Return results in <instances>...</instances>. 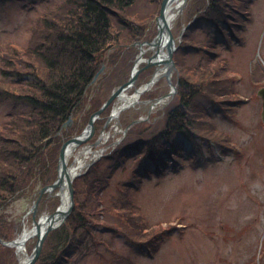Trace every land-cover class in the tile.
Returning a JSON list of instances; mask_svg holds the SVG:
<instances>
[{"label": "trees", "instance_id": "1", "mask_svg": "<svg viewBox=\"0 0 264 264\" xmlns=\"http://www.w3.org/2000/svg\"><path fill=\"white\" fill-rule=\"evenodd\" d=\"M13 1L22 0H0V5ZM135 1L63 0L38 14L24 45L0 46V102L12 100L28 106L11 112L0 122V264H18L15 248L3 242L15 238L21 230V223L10 221L1 210L18 191L28 190L36 196L39 188L55 180L63 141L80 133L105 101V83L111 76L123 82L127 79L138 51L137 46L127 45L155 35V28L149 29L148 25L157 12L141 19L126 14ZM251 1L188 0L173 28L175 36L183 27L185 30L173 55L179 73L173 75L177 93L165 108L162 126L136 141L120 142L74 179V209L63 225L48 234L34 264H86V257L91 255L101 264H131L109 242L97 237L98 227L113 237L123 236L141 254L155 256L171 227L148 224L131 190L138 188L145 177L160 176L169 166H180L184 147L172 139L178 132L195 147L190 156L203 154L198 139L210 151L213 145L235 150L230 137L215 128L200 98L219 105L236 122L228 108L243 99L237 97L235 77L228 74V61L219 49L226 45L231 50L235 41L245 42L241 29ZM202 24L219 35L208 42L195 40L194 30ZM110 44L122 46L108 55L102 53ZM191 50L201 51L202 58L187 63L183 55ZM102 64L106 66L104 73L91 85ZM149 71L141 73L137 85L147 79ZM249 76L253 84L264 80L259 63L251 68ZM109 110L95 121L96 132ZM70 117L73 122L63 127ZM129 160L139 166L132 170L130 181L116 185V192L110 194V178L117 170H126ZM58 202L57 196L47 198L44 194L39 213L53 211ZM31 247L27 246L29 252Z\"/></svg>", "mask_w": 264, "mask_h": 264}, {"label": "rangeland", "instance_id": "2", "mask_svg": "<svg viewBox=\"0 0 264 264\" xmlns=\"http://www.w3.org/2000/svg\"><path fill=\"white\" fill-rule=\"evenodd\" d=\"M162 1L136 0L126 14L141 19L157 12L148 25L153 29ZM61 2L63 0H22L0 5V46L7 43L24 45L30 35L29 27L38 14ZM176 24L177 19L171 23L172 27ZM194 32L195 40L202 42L219 35L206 24ZM241 34L245 43L235 41L231 50L226 45L219 49L222 58L228 61V74L235 77L237 97L243 99L228 108L236 122L227 117L222 107L205 97L200 98L215 128L230 137L235 150L213 145L210 151L207 144L198 139L203 154L190 156L189 152L195 147L182 132H178L172 139L184 147L180 166L177 169L169 166L165 174L145 177L138 188H132V197L140 205V212L148 224L162 222L165 229L172 226L154 257L141 254L123 236L113 237L109 231L98 227L97 237L109 242L131 264H264V122L261 120V99L256 95L257 89L264 86V80L253 84L249 76L255 63L264 70V0L250 2ZM120 46L115 45L113 49ZM132 46V43L127 45ZM183 56L187 63H194L202 58V52L191 50ZM122 82L111 76L105 83L107 97ZM169 88L167 78L162 76L150 91L159 96ZM128 94L132 95L131 92ZM90 96L87 93V98ZM145 100L147 98L140 95L139 102L123 112L126 119L115 124L118 128L111 123L114 126L109 129L110 137L105 144L130 143L162 126L163 108L160 109L159 104L148 114L149 103ZM173 101L170 99V103ZM27 108L23 102H0V122L11 112ZM136 116L143 122L129 128L126 135L122 133L126 122ZM109 149L111 147L104 153ZM137 166L139 163L129 160L126 170H117L110 178L108 192L115 193L116 185L130 181L132 170ZM33 201L28 190H20L1 211L10 221L27 226L31 221L28 213ZM27 243L31 247L33 239ZM99 248L103 250L104 245L100 244ZM86 264L101 262L91 255L86 257Z\"/></svg>", "mask_w": 264, "mask_h": 264}, {"label": "water", "instance_id": "3", "mask_svg": "<svg viewBox=\"0 0 264 264\" xmlns=\"http://www.w3.org/2000/svg\"><path fill=\"white\" fill-rule=\"evenodd\" d=\"M171 0H163L161 3V8L159 15L155 18V22L157 25V34L152 39V41H144V42H135V44H139L140 46V52L138 56L136 57L134 67L132 69V72L129 76V79L120 85L118 88L113 90L110 94V96L107 98V100L102 104V106L95 111L91 116L90 119L85 127V129L79 134L76 135L66 141H64L61 145V148L59 150V156H58V163H57V177L55 181L47 186H44L40 189V194L36 201L33 203V206L30 210L32 213V237H35V244L30 254H27V262L25 264H34L38 257L40 256L43 243L52 230L59 227L61 224L65 223L66 218L69 216V214L72 212L74 208V189L72 186L73 180L75 177H77L80 172L72 174L70 165L68 164V156L67 151L71 148L70 155L73 153L74 149L79 146L80 144L84 143L88 139H90L95 131L94 128V121L96 118L100 116V114L112 103V101L119 96L124 90L131 88L133 84L135 83L138 73L140 72V69L136 68V64L138 61L141 60V57L144 53L143 45L146 44L149 46V49H155V52L153 55L145 59L146 66L150 65H164L165 66V72L163 75H165L167 78H169L171 72L175 70V66L173 63V52L176 49L175 46V39L173 37L172 31H171V24L169 19L165 16V7ZM187 4V0H182L181 6L178 9L177 13H181L184 7ZM165 48L166 49V55H164L162 58H158L159 53L161 50ZM104 69V65L101 67V69L96 73V75L93 78L92 83L96 80L100 72H102ZM150 85V82L146 84L143 90H146L148 86ZM172 85V84H171ZM142 89H138L137 93H142ZM176 92V87L172 85V90L169 92V96H172ZM257 94L262 98V112L261 116L264 120V87L258 90ZM114 115L111 113L105 123V126L109 122L111 118H113ZM117 118V116H115ZM135 120L134 122H136ZM71 122V118L68 119V121L64 124L65 126ZM104 126V127H105ZM128 128V127H127ZM99 143V139L96 140V142L92 143V145H96ZM75 161V159H74ZM72 162V164L74 163ZM93 162V161H92ZM92 162L88 163L87 166H89ZM54 189H57V193L55 195H58L60 198V203L56 207V209L51 213H46L40 216L38 219H36V212H37V206L39 203V200L41 198V194L45 191L51 192ZM67 195V203L65 208H63V199L62 195ZM18 239H13L6 244L10 246L17 247ZM17 253V248H16ZM19 259V258H18ZM19 264V263H18Z\"/></svg>", "mask_w": 264, "mask_h": 264}, {"label": "bare ground", "instance_id": "4", "mask_svg": "<svg viewBox=\"0 0 264 264\" xmlns=\"http://www.w3.org/2000/svg\"><path fill=\"white\" fill-rule=\"evenodd\" d=\"M182 0H171L165 7V16L169 19V21L174 20L177 16V11L181 6ZM161 74V73H158ZM155 77L159 78V76L155 75ZM152 85V83H151ZM138 99L137 95H131L129 96L126 91H123L120 94L119 97V103L115 105L113 114H116L120 108H123L126 105H129L132 103L134 100ZM71 148L68 149L67 155H70ZM84 163V159H77V162L75 164L76 167H80ZM76 167L72 169V172L75 171ZM63 199V208H65L66 203H67V195L63 194L62 195ZM33 231L31 230L30 227H25L24 231L20 234L17 242V256L19 258V264H25L27 262V255H26V249H25V244L28 242L29 238L32 236Z\"/></svg>", "mask_w": 264, "mask_h": 264}, {"label": "flooded vegetation", "instance_id": "5", "mask_svg": "<svg viewBox=\"0 0 264 264\" xmlns=\"http://www.w3.org/2000/svg\"><path fill=\"white\" fill-rule=\"evenodd\" d=\"M151 69H152V71H154V70H155V68H154V67H153V68H151ZM143 70H144V69H142V70H141V72H142ZM141 72H140V73H141ZM151 75H152V73H151V72H149V75H148L147 81H149V79L151 78ZM147 81H145L144 83H146ZM144 83H143V84H144ZM143 84H142V85H143Z\"/></svg>", "mask_w": 264, "mask_h": 264}]
</instances>
